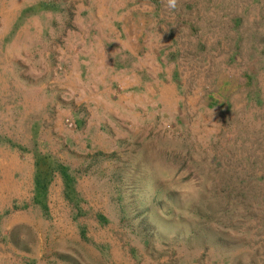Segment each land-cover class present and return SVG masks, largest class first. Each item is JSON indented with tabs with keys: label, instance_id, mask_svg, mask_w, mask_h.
<instances>
[{
	"label": "rangeland",
	"instance_id": "374dc122",
	"mask_svg": "<svg viewBox=\"0 0 264 264\" xmlns=\"http://www.w3.org/2000/svg\"><path fill=\"white\" fill-rule=\"evenodd\" d=\"M0 264H264V0H0Z\"/></svg>",
	"mask_w": 264,
	"mask_h": 264
},
{
	"label": "trees",
	"instance_id": "16d2710c",
	"mask_svg": "<svg viewBox=\"0 0 264 264\" xmlns=\"http://www.w3.org/2000/svg\"><path fill=\"white\" fill-rule=\"evenodd\" d=\"M39 161L36 162L35 166V175H34V204L40 203V198L45 197L47 188L50 185V181L53 178V174L57 172L64 185V196L67 201H71V193L73 192V179L69 176L66 168L59 165L55 167L48 166L46 170H42V166ZM43 208H45V204H42Z\"/></svg>",
	"mask_w": 264,
	"mask_h": 264
},
{
	"label": "clouds",
	"instance_id": "9594fccd",
	"mask_svg": "<svg viewBox=\"0 0 264 264\" xmlns=\"http://www.w3.org/2000/svg\"><path fill=\"white\" fill-rule=\"evenodd\" d=\"M177 7V0H167V8L170 10H174ZM161 175L163 179L167 181H172L173 178L176 179L177 183L181 180V178L186 175V173H181L177 176V169L175 167H162L160 168ZM196 180L193 179L186 184H183L182 187L186 192L195 194L198 189L196 188Z\"/></svg>",
	"mask_w": 264,
	"mask_h": 264
},
{
	"label": "bare ground",
	"instance_id": "6f19581e",
	"mask_svg": "<svg viewBox=\"0 0 264 264\" xmlns=\"http://www.w3.org/2000/svg\"><path fill=\"white\" fill-rule=\"evenodd\" d=\"M22 193V192H21Z\"/></svg>",
	"mask_w": 264,
	"mask_h": 264
}]
</instances>
